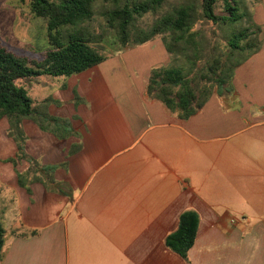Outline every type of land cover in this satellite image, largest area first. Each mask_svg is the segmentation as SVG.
<instances>
[{"label": "crops", "instance_id": "obj_1", "mask_svg": "<svg viewBox=\"0 0 264 264\" xmlns=\"http://www.w3.org/2000/svg\"><path fill=\"white\" fill-rule=\"evenodd\" d=\"M239 2L260 45L187 119L147 92L164 44L24 85L28 162L0 174V264H187L165 246L187 210L190 264H264V0Z\"/></svg>", "mask_w": 264, "mask_h": 264}, {"label": "trees", "instance_id": "obj_2", "mask_svg": "<svg viewBox=\"0 0 264 264\" xmlns=\"http://www.w3.org/2000/svg\"><path fill=\"white\" fill-rule=\"evenodd\" d=\"M98 1L111 2L112 7L103 14L106 24L116 32L121 48L130 43L143 45L162 34H170L166 45L169 54L179 52L182 63L154 68L148 78L147 92L150 98L160 101L167 109L187 119L197 113L211 97L213 88L226 87L234 70L258 47V40L251 30L233 33L228 41V55H200L199 30H194L193 4H185L165 15L144 30L136 27V19L157 12L166 0H30L32 14L46 21L49 48L39 59H29L11 51L0 40V121L8 118L11 135L23 140L21 123L34 115L33 101L21 82L40 76L70 77L101 64L110 58L91 44V38L80 25L91 20ZM219 0H200L203 20L217 25L220 22L237 23L243 15H236L235 8L225 0L228 16L216 14ZM236 11V12H235ZM253 38V39H252ZM247 51L242 59L237 54ZM200 218L193 210L183 212L177 230L165 238V246L190 264L188 254L193 247ZM5 231L0 224V259Z\"/></svg>", "mask_w": 264, "mask_h": 264}, {"label": "rangeland", "instance_id": "obj_3", "mask_svg": "<svg viewBox=\"0 0 264 264\" xmlns=\"http://www.w3.org/2000/svg\"><path fill=\"white\" fill-rule=\"evenodd\" d=\"M60 2L61 0H53ZM145 1V0H141ZM240 0L230 2L235 8H239L236 15H243ZM193 4L195 11L194 30H199L200 55H228L230 49L228 41L233 33H238L245 28L251 29L246 19L240 20L233 24L230 22L218 23L203 20L201 16L200 0H166L163 6L155 13H148L136 19V27L150 30L151 27L165 15L172 13L176 8L185 4ZM246 3V1H245ZM112 7L111 2L98 1L94 7V16L91 20L83 23L78 29L85 30L91 38V44L107 55H163L161 49L164 44H169L172 36L162 34L158 36L156 42H148L143 45H134L130 43L127 48H121L117 41L116 32L110 29L103 16L104 12ZM236 12V11H235ZM244 13V14H243ZM216 14L220 17L228 16L225 0H219ZM253 39V38H252ZM0 40L11 51L19 56L29 59H39L41 54L49 48L46 21L36 18L30 8V0H0ZM153 45L158 48L156 52H151ZM169 54V53H168ZM248 52L237 54L242 59ZM172 55V65H180L182 63L179 52L169 54ZM29 82H23V86ZM213 88V90H215ZM14 141L16 142L17 152H15ZM27 149L24 140L17 141L11 135L10 121L4 118L0 121V166H5L7 171L0 172L1 176H7L12 179V166L22 165L28 162Z\"/></svg>", "mask_w": 264, "mask_h": 264}, {"label": "built area", "instance_id": "obj_4", "mask_svg": "<svg viewBox=\"0 0 264 264\" xmlns=\"http://www.w3.org/2000/svg\"><path fill=\"white\" fill-rule=\"evenodd\" d=\"M247 219L246 218H240V219H236V218H233V219H231V223H233V224H236L237 222H239V221H246Z\"/></svg>", "mask_w": 264, "mask_h": 264}]
</instances>
